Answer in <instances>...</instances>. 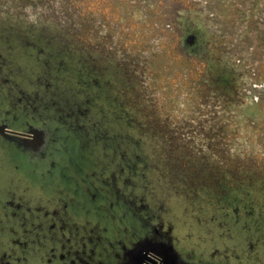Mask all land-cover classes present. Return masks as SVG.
Masks as SVG:
<instances>
[{"label":"rangeland","instance_id":"374dc122","mask_svg":"<svg viewBox=\"0 0 264 264\" xmlns=\"http://www.w3.org/2000/svg\"><path fill=\"white\" fill-rule=\"evenodd\" d=\"M30 1L32 2L30 3ZM170 1L172 0H89L91 8L100 11L99 15H96L100 19L92 18L82 26H77L80 34H84L86 27H91L98 30L96 39L98 48L104 47L102 45L104 43L108 44L110 42L112 44L105 45V49H102L106 51L110 47L112 54L108 55V57L97 56L92 65L93 73L99 74L103 81L109 84L108 88L101 87L100 91L94 92L93 95H98L99 102L95 104L93 111L92 107L88 106L90 100L87 99V101L80 96L81 94L84 95L85 89L80 87L79 82L76 80V77L81 78L82 76L77 65H80L79 61H83L81 58L78 60L74 55L76 49L70 45L73 40L70 39L71 41L65 51V54L70 58L69 60L56 53L57 50L53 48V40L51 41L53 35L55 36V43L65 40L64 35L70 33V24L66 23L61 26L62 30L59 28L61 31L56 35L54 31L58 29L54 27H59L57 26L59 23L53 22L63 21L64 18L66 20L74 18L73 15H77L78 10H73V5L77 6V2H82V0H73V4L69 0H0V84H8V81L2 82V79L10 78V82L12 79V83L8 87L2 88L0 92V107L2 110L9 109V114L12 112L16 114V109L18 108L14 109V106L21 104L18 98H22L23 95L28 97V101L35 108L32 109L33 113L31 116L34 117L33 123L35 122L36 125L49 126L47 108L56 107L59 110L57 112L54 111V113L61 122L76 125L81 121V125H83L84 121L90 119L88 121L89 124L92 122L96 123L97 120L101 123L100 126L104 124L97 130L99 134L96 133L93 135L94 137H101V133L114 137V131L128 128L129 130L127 129L120 138L123 142L112 141L117 147H120L121 143H123L121 149L114 150L116 155L119 154L118 160H116L117 156L114 155L113 151H108L107 154H104L105 149L110 148L111 143L107 141L109 137L103 138L101 143L99 140L94 142L95 145L88 144L86 147L88 148L89 146L90 149L84 155H90L89 160L95 156L89 161V164L91 166L95 164L97 177L107 183L105 187H107L108 192H101L104 195L106 194V200L115 198L113 192L116 191V188L114 180L112 181L111 179L112 174L118 175L122 180L128 178V175L124 172L120 171V174L117 172H119V168L123 163H130L128 165L131 173L128 179L129 182L124 180L127 186L129 185V188L133 187L135 189L130 199L135 200L134 204L136 205L145 204L147 206V209L143 211L147 212L146 215H139L135 210L132 212L133 216L129 214L130 230L142 229V225L145 223L144 217L150 215L151 220L164 221L167 227H171L173 236L177 238L175 242L177 248L183 253V257L192 259V261L197 260L202 264H264V215L262 216L255 212L250 217H244L243 215L221 216L223 214L222 210L224 208L227 210L229 205L227 203L229 202L227 201L228 198L232 197L239 201H246L250 197L248 198L241 194V191H243L241 185H236V188L231 189V191L226 190L223 195L218 194L221 188L223 190L224 184L222 186L218 183V180H220L219 175L213 177L217 175V170L214 168L215 172L213 171L212 163L214 165L217 162L213 160L207 150L203 149L200 151L204 158L199 161L195 159V157L200 156L199 151L192 158L191 156L183 155L181 150L183 146L178 147L177 151H166L160 139L153 134L144 137L141 140V144L137 145L140 138L134 136L131 132V128L137 129L136 124L132 123L131 118L119 119L116 117L119 112H117L118 107L115 103L124 99L122 102H125L127 107L131 109L134 99V84L136 86L139 84L140 86L144 85L142 88L144 93H141L140 90L138 91L140 92V98L144 94L150 99L152 107H149L148 111L152 117L151 120L155 125L154 127L166 132L167 128L164 130V125L184 124L185 122L180 116L174 114L177 107L176 101L180 94L176 84L183 78L187 81V84H192L194 80L198 79L199 70L179 53L177 38L166 25L168 24L167 18H165L167 10L164 7ZM174 1L182 2L184 5L188 4L186 0ZM151 2H156L155 5L157 6H150L152 8L146 9ZM224 4L225 1L222 2V6ZM48 22L51 23L49 24ZM78 23L81 24L80 21ZM26 24L38 30L36 35L40 40L37 39L36 52H33L31 48L27 50V47L23 45V41L20 39L23 36ZM90 33L93 34L94 31L91 30ZM34 35V33L28 34V38ZM9 37L11 40H9ZM85 39L89 40L88 35L85 36ZM90 39L93 41L92 38ZM56 44L60 46L58 43ZM117 47L124 52V56L117 54ZM68 52L72 53L69 55ZM34 56H36V59ZM62 67L68 68V72L63 73ZM52 71H55L54 74L57 73V77L53 75ZM138 71H144L147 77L145 78ZM125 75L128 76L126 79ZM123 76L126 84L122 87L124 83ZM33 79L34 81H39V83H37V87L30 88L28 81ZM55 79L61 88L55 84ZM47 83H50V85L44 87V84ZM95 83H97V80ZM17 85L30 88L27 89V92L30 93L33 100L28 95L21 94L18 91V89H24L23 87L14 89V86ZM188 92H191V100H193L197 95L195 85L191 86ZM226 93L229 92L226 90ZM207 94L208 98L206 101L209 102L205 104L203 110H207V113H209L212 112V108L217 110V104L213 105L214 100L212 102V99H215L213 94ZM40 96L44 97L39 99ZM46 98L50 100L48 104ZM191 100L185 101V103L190 107L193 115L191 120L193 124L197 122V125H203L210 122V125L217 124L218 126V128L210 126L208 133L203 135L207 139L208 149L210 148L212 152L225 162L222 164L223 167L221 165V168L226 167L229 171V182H232L231 184H235V179L240 177L237 176L239 168L247 169L246 163L248 161L250 162L247 164L252 163L255 167L258 165L259 172L264 171V153L257 154L251 159L244 155L243 150L241 157H239L237 153H233V149L231 150L229 145L235 134H232V130L229 128L228 131L226 128L222 129L223 125L232 120V117H227L229 112L233 113V115L238 112L244 116V114L249 112L248 110L228 104V113L225 110V114L222 111L216 117L210 115L208 120L202 116L203 121L199 123L201 121L200 118L193 112H195V105L203 104V102H194L193 100L192 104H190ZM51 101H55L58 105H51ZM139 102L141 105L143 104L140 99ZM145 105L147 107V104ZM225 105H220L222 110L227 107ZM120 107H123V104ZM185 108L183 107V110ZM201 112V110L198 111L199 114ZM260 113L255 112L254 120H261L259 117L261 116ZM99 114L101 115L100 117ZM141 116L142 114L137 110L135 122L141 121ZM62 117L63 119H61ZM129 120L131 121L130 124ZM151 120L148 118L146 121L149 122ZM82 128L84 129L85 126H82ZM174 135L179 137V132L177 131ZM134 142L136 143V148L143 151L145 156L140 153H134ZM199 142L204 143L202 141ZM99 144L102 149H100ZM196 144L198 149L200 145L197 142ZM80 145L82 147L79 150L86 148L84 143H80ZM177 145H179L178 141L176 142V139H174L170 143V148H177ZM94 151L98 153L96 154ZM81 161L85 160L76 159L75 162L78 164H75L76 166L73 164L68 166L66 161L63 162L65 167H69V176L72 177L71 172L76 173L79 171L81 169L80 166H82V169L84 167L91 168L88 163ZM13 162L18 164V169L14 174L15 180L13 181L18 187L23 189L27 187L26 193L28 195L39 197L46 194L45 192L50 189L58 187L59 189H53L54 196L57 199L59 197L65 199L68 197L67 193L69 190L61 188H67L69 179L64 180L61 177H57L51 180L32 174L22 154H18L8 145L0 144V167L8 172ZM132 162L136 163V165L139 163L143 167L138 169L131 165ZM109 167H114V173L111 171L109 174ZM128 168L126 166V169ZM86 172L89 171L86 170ZM104 172L108 173V178L105 180ZM100 173H102L101 176ZM139 173H143L141 178H139ZM219 173L223 172L219 171ZM124 191L125 189L121 193ZM261 192L257 191L254 194V197H252L253 203L256 201L264 202V192L263 190ZM33 205L36 208L39 205L46 206V209L49 207L48 202L45 200ZM36 211L43 210L38 209ZM212 216H214L213 220L211 219ZM60 217L61 215L59 214L56 219ZM98 220L96 219L95 221ZM35 222L36 224L42 223L40 220L30 217L28 226H25L24 223L26 224V222L22 220V228L29 227L28 229H31ZM219 222H222V229L219 226ZM100 226L102 225L94 224L91 230L94 229L96 231ZM86 229H89V225H86ZM34 232L35 230L33 229V232L29 233ZM251 238H254L255 247L253 250L246 251L245 246H249ZM103 244L107 245L106 243ZM228 248H233L232 252L234 254L226 255L225 250ZM214 249H218L219 252L212 254Z\"/></svg>","mask_w":264,"mask_h":264},{"label":"flooded vegetation","instance_id":"af4514ba","mask_svg":"<svg viewBox=\"0 0 264 264\" xmlns=\"http://www.w3.org/2000/svg\"><path fill=\"white\" fill-rule=\"evenodd\" d=\"M30 29L32 27L26 24L24 30ZM20 39L27 50L31 48L33 52L37 51L35 45L39 39L23 36ZM9 80L10 78L2 79V82L8 81V84H0V92L2 88L8 87L12 83V79L11 82ZM28 82L29 85L32 83L31 88L37 87V83H39L34 79ZM49 85L50 83L44 84V87ZM18 87L23 86H14V89ZM23 88L18 91L32 99L27 88ZM36 97L38 98V96ZM42 97L44 96H40L39 99ZM18 100L21 101V104L14 106V109L18 108L16 114L14 112L9 114V109L2 110L0 107V144L8 145L18 154H22L32 174L51 180L57 177L64 180L69 179L67 188H61L69 191L66 199L63 197L57 199L54 196L53 189L58 187L50 189L39 197L28 195L27 187L25 189L18 187L13 181L18 164L13 162L8 172L0 167V264H163L165 251L160 245L172 246L178 255L179 262L202 264L197 260L192 261V259L183 257V253L176 246V236H173L171 227H167L164 221H153L149 215L144 217L145 223L142 225V229L130 230L129 214L133 216L132 212L135 210L139 215H146L147 212L143 211L147 209V206L145 204L136 205L134 204L135 200L130 199L135 189L129 188V185L127 186L124 181H127L131 175L128 165V169L120 166L119 172H117L118 174L121 173L120 171L124 172L128 178L122 180L118 175L112 174L111 179L114 180L116 188V191L113 192L115 198L106 200V194L101 192H108L105 187L107 183L97 177L95 164L92 166L89 164V161L95 156L89 160L90 155H84L85 151L82 153L79 148H72L76 145L82 147V145L70 137L71 131L81 129L90 119L84 121L83 125H75L61 122L55 113L48 112L49 126L36 125L35 122L33 123L34 117L31 116L32 109L35 108L28 101V97L22 95V98H18ZM46 101L48 104L50 100L46 98ZM50 104L55 106L54 104L57 103L51 101ZM53 110L57 112L59 108L55 107ZM100 124L97 120L96 123L92 122L89 125L87 123V127L95 129ZM41 133L45 135L43 138ZM90 140L99 141L97 138H90ZM78 141L84 143L85 147L88 145L87 141L82 138H78ZM114 150H112L113 153L116 152ZM76 159L85 160L81 162L88 163L91 168L84 167L82 169L80 166L79 171L71 172V177L69 176V167H65L63 162L66 161L68 166L71 164L76 166ZM108 171L110 174L113 167H109ZM104 173L105 180L108 178V173ZM101 175L102 173H100ZM218 183L222 186L224 184L220 181ZM123 189L125 191L121 193ZM252 199L246 201L227 200L229 205L227 210L225 208L222 210L221 216L243 215L250 217L255 212L263 216L264 202L256 201L254 202L256 205H254ZM44 200L49 204L47 209L43 205H39L38 208L33 205ZM38 209L43 211L37 212ZM59 214L61 217L56 219ZM30 217L38 219L42 223L36 224L35 222L31 229H28L29 227L23 229L21 221L26 222L24 225L28 226ZM213 218L214 216L211 217L212 220ZM96 219L99 220L95 221ZM219 223L222 229V222ZM94 224L102 226L98 227L96 231L91 230ZM86 225H89V229H86ZM33 229L36 233H29L33 232ZM90 232L92 233L90 234ZM254 247L255 241L254 238H251L249 246H245L246 251L253 250ZM232 251L233 248H228L225 253L229 256L234 254ZM215 252H219V250L214 249L212 254Z\"/></svg>","mask_w":264,"mask_h":264},{"label":"trees","instance_id":"16d2710c","mask_svg":"<svg viewBox=\"0 0 264 264\" xmlns=\"http://www.w3.org/2000/svg\"><path fill=\"white\" fill-rule=\"evenodd\" d=\"M69 1H72L71 3L73 4V0ZM186 1L188 4L184 5L182 2H176L172 0L164 7L167 10L165 13V18H167L166 21H168V24L166 25L177 38V43L180 50L179 53H181V55H183L186 60H189V62H191L194 67L199 70L198 79L194 80L192 84H187V81L184 80V78L180 79L176 84L177 88H179L178 90L180 94L178 95V99L176 101L177 107L174 111V114L180 116V118L185 121L184 124H166L163 126L164 130L167 128V130H165L166 132L154 127L155 125L152 123V117L148 111L149 107H152L150 99H148L144 94L143 97L140 98V92L138 91L140 90L141 93H144L142 91L144 85L140 86L139 84L138 86L134 84V99L131 109L127 107L125 102H122L124 99L115 103V105L117 104L118 107L117 112H119L118 116L116 117L119 119L131 118L132 123L134 122L136 124L137 129L131 128V132L134 136L140 138V141L137 143V145L141 144V140H143L144 137L148 136L149 134H153L160 139V142L166 151H177L178 147L183 146L181 149L183 155L191 156V158L193 156L195 157L197 151H199L201 157H195V159H198L199 161L204 158L202 157L200 151L203 149L207 150L211 154V157H213V160L217 162L214 165L212 163L213 167L211 166L214 172V168L217 170V175L214 177L219 175L220 180L218 181L224 183L223 190H220L218 194L223 195L226 193V190L231 191V189L236 188V185H241L243 187L241 194L247 196L248 198H252L257 191L261 192L263 190L264 192V171L259 172L258 165L255 167L252 163L247 164L250 162L248 161L246 163L248 166L247 169L244 170L239 168V171L237 170V176L240 177L235 179V184H231L232 182H229V171L226 167L221 168V165L225 162L222 161L221 157H218L217 154L212 152L210 148L208 149L206 142L207 139L204 138L203 135L208 133L210 126L218 128L217 124L210 125V122L203 125H197V122H194L193 124L191 121L193 115L191 114L189 105L185 103V101L191 100L192 94L191 92H188V89L195 85L197 95L193 100L194 102H203V104L200 105L197 103L198 105H195V112H193L198 115V118H200L201 121H199V123L203 121V118L208 120L210 115H212V117H216V115L222 111H224L223 114H225V110H227L228 113V104L231 106H236L237 108H244L248 110L249 112L244 114V116L240 115L238 112L236 115H233V113L229 112L227 117H232V120L223 125L222 129L226 128L228 131L229 128L232 130L231 133L235 134L232 141L229 142V145L230 149H233V153H237L239 157H241L243 150V153H245L244 155L251 159L257 154L264 153V0ZM224 1L225 4L222 6V2ZM31 2L32 1H30V3ZM155 3L156 2L149 3L146 9H148L150 6H157ZM72 9L78 10L77 15H73L74 18L67 20L64 18L63 21L53 22L59 23L57 25L59 27H54L55 29H58L54 31L56 35L62 30L61 26H64L66 23L70 24V33L64 35L65 40L63 42H56L60 46L54 42V35L51 37V41L53 40V48L57 50L56 53H59V55L64 59L69 60L70 58H68V56L65 54V51L67 50V45L71 41L70 39L73 40L71 41L70 45L76 49V53L74 55L78 60L81 58L83 61H79L80 65H77L78 70H80V74L82 75L81 78H77L75 76L76 80L79 82V86L84 87L85 89L84 95L81 94L80 96L82 98L84 97L86 100L90 99L88 106L92 107L91 109H93L95 104L99 102L97 98L98 95L94 96V92L100 91L101 87L108 88L109 84L103 81L99 74L93 73L92 65L94 64V59L97 56L100 55L102 57H108V55L112 54V49L110 47L107 49L108 51L102 50L105 49V45H110L111 43H104L102 44L104 47H100L101 49L98 48V44H96L98 30H95L91 27H86L85 32H83L84 34H80L79 27L77 26H82L92 18L100 19V17L96 16L99 15L100 11L97 9H92L89 0L77 2V6L73 5ZM78 21H80L81 24H79ZM48 23L50 24L51 22ZM163 24L165 25V23ZM51 25L54 26L53 24ZM59 28H61V30H59ZM163 28H165V26H163ZM91 30L94 31L93 34L90 33ZM36 32L38 33V30L33 29V27L30 30H24L23 37L28 38V34L31 35L34 33L35 35L30 38L39 39V37L37 38ZM86 35H88L89 40L85 39ZM189 36L194 37L191 44L187 42V38ZM90 38H92L93 41ZM9 39L11 38L9 37ZM116 52L118 55L122 54L124 56V52L121 51L120 48L118 49V47ZM71 53L72 52H68L69 55ZM34 58L36 59V56H34ZM61 69H63V73L68 72V68L62 67ZM52 72L53 75L57 77V73L54 74L55 71ZM138 73L143 74L145 78L147 77L144 71H138ZM126 77L128 76L125 75V79ZM56 79L54 81L55 84L61 88L58 84V81L56 82ZM95 79L97 80V84L95 83ZM125 82L126 81H124L122 87L124 84H126ZM226 90L229 93H226ZM207 93H212L213 97H215V99H212V102L214 100L213 105H215V103L217 104V110L212 108L211 110L213 113H207V110H203L205 104L209 102L206 101L208 98ZM139 99L143 102V106L139 102ZM193 100H191L190 104H192ZM122 104L123 107H120ZM145 104H147V107ZM221 104H226L225 106L227 107H224L225 109L223 108L222 110L220 106ZM183 107H186L187 110L186 108L183 110ZM44 108L46 107L44 106ZM47 110V112L51 111V113H54L53 108H47ZM137 110L142 114V120L135 122ZM199 110L202 111L200 114L198 113ZM256 111L259 113L261 112L260 114L262 117L259 116L261 118L260 121L254 120ZM100 116L101 115L99 114V117ZM148 118H150L151 121H146ZM87 123L88 122H85V130L82 128L75 130L74 132L71 131L70 137L74 140L76 139V143H82L78 141V138H82L83 140L87 141V144L95 145L94 141L90 140V138H97L101 143L103 138L109 137L107 141L108 143H111L109 146L110 148L105 150L108 152L112 151L113 149H121L123 143H121L120 147H117L115 143H112V141L118 140L123 142V140L120 138L128 128L114 131V137H110L103 133H101V137H94L93 135L98 133L97 130L100 129L104 124L98 126L95 129H89L87 127ZM130 123L131 121L129 120V124ZM79 124H81V122ZM73 128L75 129V127ZM177 131L179 132V137L174 135L177 133ZM172 138L176 139V142L178 141L179 145H177V148H170V143L174 140H172ZM199 141L204 143L202 144ZM196 142L200 145V147L198 146V149L196 147ZM72 148L78 149L80 147L76 145ZM89 149L90 148L88 146V148L86 147L84 150H82L85 151V154ZM100 149H102L101 145ZM133 150L134 153H140L145 156L143 151L136 148L135 142ZM94 152L96 154L98 153L96 151ZM114 155L119 156V154L116 155V153H114ZM118 159L119 157L116 158V160ZM129 164L123 163L122 166L126 167ZM131 165L137 167L138 169L143 167L139 163L136 165V163L134 164L132 162ZM239 166L241 165L239 164ZM219 171L223 173L220 174ZM138 175L139 178H141L143 173H139ZM228 200L237 201L238 199L231 197L228 198Z\"/></svg>","mask_w":264,"mask_h":264},{"label":"water","instance_id":"95a60500","mask_svg":"<svg viewBox=\"0 0 264 264\" xmlns=\"http://www.w3.org/2000/svg\"><path fill=\"white\" fill-rule=\"evenodd\" d=\"M194 37L189 36L187 38V42L191 44L193 42ZM45 135L44 133H41V137L43 138ZM41 138V139H42ZM164 248L165 256L163 255V264H185V262H179L178 255L174 252V249L172 246L167 245H160Z\"/></svg>","mask_w":264,"mask_h":264},{"label":"bare ground","instance_id":"6f19581e","mask_svg":"<svg viewBox=\"0 0 264 264\" xmlns=\"http://www.w3.org/2000/svg\"><path fill=\"white\" fill-rule=\"evenodd\" d=\"M149 254V253H148Z\"/></svg>","mask_w":264,"mask_h":264}]
</instances>
